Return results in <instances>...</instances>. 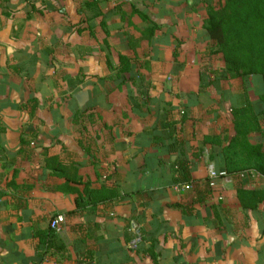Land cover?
<instances>
[{
  "label": "crops",
  "instance_id": "obj_1",
  "mask_svg": "<svg viewBox=\"0 0 264 264\" xmlns=\"http://www.w3.org/2000/svg\"><path fill=\"white\" fill-rule=\"evenodd\" d=\"M139 1L151 24L124 0H0V264H264L263 203L258 219L242 214L232 179L195 203L209 161L220 162L202 140L233 135L230 112L243 94L241 79L208 75L223 62L202 26L206 8L224 0ZM119 57L130 69L124 82L114 78ZM81 91L89 100L79 108ZM164 126L197 184L172 182L179 156ZM64 153L90 188L119 198L68 217L75 195L55 190L64 180L46 167L50 157L66 164ZM57 214L62 249L37 236ZM136 236L143 244L131 250Z\"/></svg>",
  "mask_w": 264,
  "mask_h": 264
},
{
  "label": "trees",
  "instance_id": "obj_2",
  "mask_svg": "<svg viewBox=\"0 0 264 264\" xmlns=\"http://www.w3.org/2000/svg\"><path fill=\"white\" fill-rule=\"evenodd\" d=\"M124 1L130 3L131 15L138 14L143 21L151 24L146 18L149 7L147 4L139 0ZM152 29L153 26H150L147 33H151ZM202 29L207 40L212 42L213 48L210 49V53L220 55L223 62L221 71L209 70L208 75L224 80L241 79L243 89L239 106L232 108L230 112L233 135L230 138H221L219 135L205 136L202 146L220 149V162L211 160L209 164L213 165L216 172H224L232 177L233 190L241 213L246 215V212H250L253 218L258 219V206L264 204V185L255 188L252 181L254 177L264 180V150L262 143L253 138L256 134L264 138V109L259 111L254 108L247 97V92L252 89L248 87L249 80H253L251 91L258 94L257 104L264 108V0H224L217 8L208 6ZM119 61L121 69L115 73L114 78L124 82L121 74L129 72L130 69L126 58L119 57ZM180 113L185 117V110ZM165 128L167 132L164 133V140L169 141L167 150L174 151L179 156L171 164L172 182L197 184L198 182L190 177V162L185 158L182 143L173 136L171 126H164L163 129ZM64 156L66 164L60 162L57 157H50L46 160V167L56 174V177L64 180V184L55 190L75 195V209L67 213L68 217L81 216L88 207L95 208L119 198L117 191L112 188H90V182L83 180L78 174L81 166L69 160L68 153H64ZM69 184L74 186L70 187ZM210 184L209 179L203 182L202 191L200 193L196 191L195 203L201 204L208 200L212 193ZM79 185L83 186L82 191L78 190ZM172 206L186 210L178 204ZM210 207L215 220H220V208L213 205ZM37 236L45 240L47 246L62 249V244L53 231L48 229ZM154 250L153 243H149L147 252L153 261L157 257Z\"/></svg>",
  "mask_w": 264,
  "mask_h": 264
},
{
  "label": "built area",
  "instance_id": "obj_3",
  "mask_svg": "<svg viewBox=\"0 0 264 264\" xmlns=\"http://www.w3.org/2000/svg\"><path fill=\"white\" fill-rule=\"evenodd\" d=\"M207 168H208L207 169L208 179L211 180L210 186L213 189L215 188L217 182L220 183L221 181L232 179L231 176H228L224 172H216L212 164H209ZM64 223H65V217L61 214H57L50 219L48 228L49 230L53 231L55 234H59L61 232V227ZM141 243H142V238L140 236H136L128 243V247L131 250H135Z\"/></svg>",
  "mask_w": 264,
  "mask_h": 264
},
{
  "label": "water",
  "instance_id": "obj_4",
  "mask_svg": "<svg viewBox=\"0 0 264 264\" xmlns=\"http://www.w3.org/2000/svg\"><path fill=\"white\" fill-rule=\"evenodd\" d=\"M79 108H82L89 100V95L86 91L77 92L73 96Z\"/></svg>",
  "mask_w": 264,
  "mask_h": 264
},
{
  "label": "rangeland",
  "instance_id": "obj_5",
  "mask_svg": "<svg viewBox=\"0 0 264 264\" xmlns=\"http://www.w3.org/2000/svg\"><path fill=\"white\" fill-rule=\"evenodd\" d=\"M130 11V10H129ZM241 87V86H240ZM242 92H243V89H241V94H242ZM251 93H252V91H251ZM258 113V112H257ZM263 131H264V126H263ZM255 141H260L261 143H262V145H263V150H264V138H261V136L260 135H258V136H254V138H253ZM208 168H206V171H207V179H208V170H207ZM259 181L261 182V179H259ZM253 184V183H252ZM255 184V183H254ZM219 188V187H218ZM217 188V189H218ZM218 192V191H217ZM220 196V195H219ZM211 197V196H210ZM213 199V198H212ZM69 228H70V230L72 229V226L71 225H69ZM63 229H64V227H63ZM63 231V230H62ZM58 238V240L61 238V236H62V234L61 233H59V234H57L56 235Z\"/></svg>",
  "mask_w": 264,
  "mask_h": 264
}]
</instances>
